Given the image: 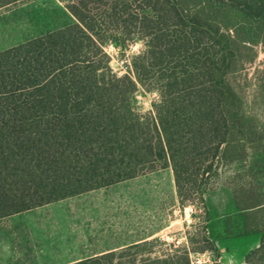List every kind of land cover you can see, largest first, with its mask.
Masks as SVG:
<instances>
[{
	"label": "trees",
	"instance_id": "16d2710c",
	"mask_svg": "<svg viewBox=\"0 0 264 264\" xmlns=\"http://www.w3.org/2000/svg\"><path fill=\"white\" fill-rule=\"evenodd\" d=\"M67 7L76 22L0 50V218L171 166L182 206L204 208L200 237L187 231L188 244L155 255L146 242L71 264H193V252L220 257L218 238L253 232L261 244L243 264H264V119L234 78L247 43H264V0ZM137 38L145 47L133 72L118 74L105 43ZM140 87L159 92L145 112L133 101ZM228 169L236 213L216 234L207 198Z\"/></svg>",
	"mask_w": 264,
	"mask_h": 264
},
{
	"label": "crops",
	"instance_id": "0c3cea01",
	"mask_svg": "<svg viewBox=\"0 0 264 264\" xmlns=\"http://www.w3.org/2000/svg\"><path fill=\"white\" fill-rule=\"evenodd\" d=\"M188 219L167 166L1 217L0 264H71L162 239L188 244ZM261 240L260 232L220 237L218 259L243 264Z\"/></svg>",
	"mask_w": 264,
	"mask_h": 264
},
{
	"label": "rangeland",
	"instance_id": "374dc122",
	"mask_svg": "<svg viewBox=\"0 0 264 264\" xmlns=\"http://www.w3.org/2000/svg\"><path fill=\"white\" fill-rule=\"evenodd\" d=\"M69 0H19L15 3L0 8V50L25 42L28 39L43 35L62 26L76 22L77 19L67 7ZM256 37H259L258 35ZM245 48L242 65L235 72L234 78L243 93L248 106L264 119V43L261 40L248 42ZM145 43L142 39L129 41L126 46H122L113 40H108L104 48L111 59V67L118 74L132 73V58L144 49ZM159 98L157 90L147 91L144 88L135 93L133 101L140 111H148L153 108V101ZM257 157L250 158L253 164ZM239 167L244 171L246 167ZM250 167V166H249ZM231 172L226 170L224 177L220 180L217 188L213 190L207 198V205L210 207L211 221L209 222L211 231L223 232V220L227 215L235 214V206L232 200L233 191L229 186L228 178ZM187 215L191 219V231L193 235L204 231L205 214L202 204L187 203ZM181 213H184L181 211ZM173 240H160L152 247L151 255H155L169 247ZM178 244H185L178 242ZM198 242L197 245H202ZM147 250V249H146ZM210 251H198L205 253ZM215 262L219 259L214 254ZM127 259V258H125Z\"/></svg>",
	"mask_w": 264,
	"mask_h": 264
},
{
	"label": "built area",
	"instance_id": "2783aa9c",
	"mask_svg": "<svg viewBox=\"0 0 264 264\" xmlns=\"http://www.w3.org/2000/svg\"><path fill=\"white\" fill-rule=\"evenodd\" d=\"M189 212L188 209H186V213ZM189 221H191V219H188ZM209 252H205V253H198V252H193L192 253V262L193 264H214L215 263V259H214V255L213 252L210 251Z\"/></svg>",
	"mask_w": 264,
	"mask_h": 264
}]
</instances>
